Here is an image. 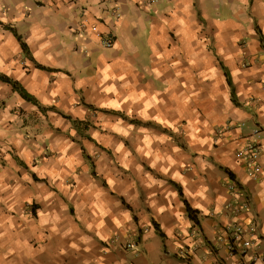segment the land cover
<instances>
[{
  "label": "crops",
  "instance_id": "1",
  "mask_svg": "<svg viewBox=\"0 0 264 264\" xmlns=\"http://www.w3.org/2000/svg\"><path fill=\"white\" fill-rule=\"evenodd\" d=\"M0 74L40 106L0 80V264H236L221 228L264 231V0H0Z\"/></svg>",
  "mask_w": 264,
  "mask_h": 264
},
{
  "label": "built area",
  "instance_id": "2",
  "mask_svg": "<svg viewBox=\"0 0 264 264\" xmlns=\"http://www.w3.org/2000/svg\"><path fill=\"white\" fill-rule=\"evenodd\" d=\"M112 44L113 39L111 36H105L102 39L103 47H111ZM228 130V127L225 129L219 128L217 133L221 134ZM258 132V129H255L249 135L240 137L241 142L234 150L235 157L239 160L245 170L254 177L262 173L261 166L258 162L261 152L260 143L257 140ZM225 187L230 195L243 197V201L239 205L230 202L225 204V207L227 210L229 209L228 211L231 216H238L241 211L247 209L248 201L246 195L230 178L226 181ZM222 231L224 234L226 233V236L228 237L225 240L227 249L234 252V254L231 252L229 253L236 256L237 260H240L238 264H250L264 257V252L257 251V247L261 244V241L264 242V231L258 230L254 221H249L246 226H243L240 223L227 224L222 228ZM132 245V241L126 242L127 248H131ZM238 253H240V256H237ZM179 255L185 258L188 256V251L186 249H180Z\"/></svg>",
  "mask_w": 264,
  "mask_h": 264
},
{
  "label": "trees",
  "instance_id": "3",
  "mask_svg": "<svg viewBox=\"0 0 264 264\" xmlns=\"http://www.w3.org/2000/svg\"><path fill=\"white\" fill-rule=\"evenodd\" d=\"M18 39H19V37H18ZM21 46H22V49L25 50L26 47L23 43H21ZM0 80L8 83L11 86L12 90L17 92L21 98H23L24 100H26V101L34 104V105H37L38 107H40L37 100L33 96H31L29 93H27L26 90L17 81L9 78L8 76L1 75V74H0ZM229 176H230V178H233L230 173H229ZM178 192L181 195L180 189H178ZM184 204H185V208H186V212L188 214V217L191 220H193L195 224H198V221L195 218V211L192 208H190V206L185 201H184Z\"/></svg>",
  "mask_w": 264,
  "mask_h": 264
},
{
  "label": "rangeland",
  "instance_id": "4",
  "mask_svg": "<svg viewBox=\"0 0 264 264\" xmlns=\"http://www.w3.org/2000/svg\"><path fill=\"white\" fill-rule=\"evenodd\" d=\"M220 231L223 233L222 228H221ZM223 234H224V233H223ZM227 235H228V234H227ZM224 236H226V233L224 234ZM226 249H227V246H226ZM229 252H231V253L234 254V252H232V251H230V250L227 249V253H229ZM229 254H230V253H229ZM235 255H236V254H235ZM237 256H240V253H238ZM235 257H236V256H235ZM222 261H223V260H222ZM239 262H240V260H236V261H235L236 264H238ZM246 263H247V261H246ZM250 264H253V263H250Z\"/></svg>",
  "mask_w": 264,
  "mask_h": 264
}]
</instances>
